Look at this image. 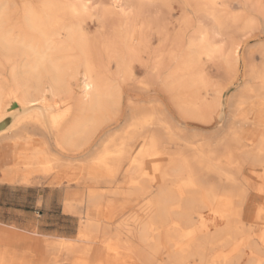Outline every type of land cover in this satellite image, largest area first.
<instances>
[{
    "label": "bare ground",
    "instance_id": "6f19581e",
    "mask_svg": "<svg viewBox=\"0 0 264 264\" xmlns=\"http://www.w3.org/2000/svg\"><path fill=\"white\" fill-rule=\"evenodd\" d=\"M128 1L0 0V65L15 81L8 91L0 85V150L12 141L15 161L17 146L39 132L55 169L50 183L85 187V246L68 264H264V232L256 235L264 229V0H182L180 18L161 26L172 50L164 76L154 67L159 85L138 77L148 69V24ZM238 32L256 41L244 54ZM202 54H219L234 76L226 86L208 82L195 64ZM147 92L157 104H145ZM102 131L86 159L69 158ZM7 168L8 180L27 183L21 166ZM109 194L148 200L118 223L117 203L102 204ZM0 238L34 240L2 230ZM58 244L70 253L79 245Z\"/></svg>",
    "mask_w": 264,
    "mask_h": 264
},
{
    "label": "rangeland",
    "instance_id": "374dc122",
    "mask_svg": "<svg viewBox=\"0 0 264 264\" xmlns=\"http://www.w3.org/2000/svg\"><path fill=\"white\" fill-rule=\"evenodd\" d=\"M108 1L109 0H107V2ZM128 2L131 6H135L141 11V16H140L141 19L145 20V22L148 24L145 29L147 40L145 42V45L143 44V49L141 52L143 57L142 60L147 64L148 69L147 71L140 72L138 77L140 79L145 78L146 82L151 81L152 84L159 85L160 80L158 78L155 79L157 76L154 75L155 73L153 72V70L156 67L160 66L159 68L160 75L164 76L167 73V68H166L167 59L170 51L172 50L171 42L165 39L166 37L161 26H163L162 23L166 20L167 21L170 20L171 22L173 21L176 22V20L180 18L181 16L180 14L182 13L181 7L183 2L182 0H129ZM236 11L238 12L240 11V9H236ZM174 31L175 30L173 29L169 30L170 34H173ZM237 36L240 39H242L245 43L243 44L241 49L242 54L246 53L247 49L250 46L254 45L256 42L255 40L251 39L252 36L251 32L245 35L243 32H238ZM1 52L2 51L0 49V53ZM195 64L198 66V68H202L203 70L205 69L204 71L206 73L207 80L214 88H222L226 86L234 77L232 72L229 73L230 75L228 74V72H226V67L221 62L219 54H216V56L211 60L207 55L202 54L200 59L195 57ZM10 68L11 66L5 65L3 63L2 65H0V74H1L0 85L2 86L4 91H8L9 89L15 87L14 77H12L13 73ZM240 68L244 72L245 66L243 62L240 64ZM148 72L149 74L152 72L154 78L153 75L151 74H150L151 77L147 76ZM242 82L243 81L240 80L239 82H237V84H241ZM73 87L74 89H76L77 85L73 84ZM145 98H147L148 100L145 103L146 105L151 106L152 104L153 105L157 104L151 102L154 101L152 94L147 92ZM48 99H51V96L49 94H48ZM176 118L178 119V116H176ZM195 124L196 126L194 127ZM199 124L202 123L194 122L193 125H191L190 127L192 128L193 131L203 132L202 129H198L200 128L198 126ZM103 134H104L103 131L99 132V134L95 137V140L91 146L83 149L81 151L82 153L81 152L77 154L72 153V155H70L69 158H71L75 162H80L86 159L88 157L89 152H91L94 149H97L98 145L101 144V141L105 139V136ZM8 143L9 145L7 146L6 149L1 148L0 150V172L5 173L2 175V178L4 176V178L7 181H10L8 180V178L9 176H11L10 174L11 172L8 173L7 167L8 166L13 167L14 165H16V167L18 166V168H20L21 166V168L19 169L21 172L25 170L24 172L28 173L26 177L30 182L28 181L27 183L15 182L21 184H9L0 181V184H9L13 186L28 188V193H29L28 200L31 201L29 204L30 206L35 205L36 200L38 199L41 200L43 195H45L46 197H50L51 225L46 226V229L51 231H47L46 233H43V231H40V229H38L37 227L21 230L19 229V227H17L14 224H7V225L0 224V226L2 227L23 232L25 233V235L27 234L28 236L34 239L32 242L29 243L27 242L23 244H12V243L10 244L7 243L6 241L0 240V264H68V262L72 261L74 258H76L77 256L81 255V253H83L85 246V242L79 239V233L81 231L84 222L86 221L84 218V216L86 215L85 212L87 209H89L85 201L82 199V197L79 196L81 192L85 189V187L75 186L69 188L66 187L65 185H53L50 183V181L53 178L52 173H54L53 171H55V169L53 170L54 165L50 160V155H49L50 153L45 151L47 148L39 132L34 135V139L31 140L30 142L29 141L21 142V144L17 146L18 148L16 147L17 151L15 155L17 158L15 161L10 159V154H9L10 153L9 151L13 147V143L12 141H9ZM52 151L54 153L60 154V152H58L57 150H52ZM61 155L65 156L66 154L65 155L61 154ZM6 171L10 175H8ZM22 184H26V185L36 184V185L25 186ZM70 192L73 193L69 195L68 201L71 203L72 207L66 208L65 207L66 197ZM12 197H14L13 198L15 199L14 201L17 202L20 196L18 192H16ZM147 200L148 198L135 200L134 197L128 198L125 196H118L117 198H115L113 195L109 194V196H106L104 199H102V204H111V205L113 204L115 206V204L117 203L116 204L117 209L115 210L116 212L117 211L119 212L118 215L119 217L117 216L118 218L117 222L121 223L123 221H127L131 217V215L135 214L136 212L138 214L139 213L141 214L143 205ZM36 205L40 206V203ZM36 205H35V210H38V206ZM91 213H92L91 215H95L96 210H91ZM112 214L113 213H111V215ZM38 216L39 214L36 213L37 218ZM113 222H115V220L108 216L106 217V221L104 223L112 225V228H114L115 231V224H113ZM121 227L123 226L121 225ZM263 232L264 229L259 230L256 232V235L260 236V234ZM114 234H116V232L107 233V235H111V236H113ZM61 236L69 237L68 240H72V242H76L79 244L74 252L70 253L67 252L66 249L61 248V246L58 244V242L61 240L58 237ZM120 237L124 239V241L128 238L125 232L120 233ZM43 239H45L46 241ZM44 242L47 245L44 246ZM46 242H48L49 244ZM97 244H99L100 246L101 245L105 246L104 243L98 242ZM228 249L229 248L225 247V250ZM191 262L192 261H189V264H193Z\"/></svg>",
    "mask_w": 264,
    "mask_h": 264
},
{
    "label": "crops",
    "instance_id": "0c3cea01",
    "mask_svg": "<svg viewBox=\"0 0 264 264\" xmlns=\"http://www.w3.org/2000/svg\"><path fill=\"white\" fill-rule=\"evenodd\" d=\"M1 178L2 176L0 175V179ZM0 181L9 184H21L6 180H0ZM9 184H0V188H1L0 189V224H4V225L14 224L17 227H19V229L21 230L37 227L38 229H40V231H43V233H46L47 231H51L46 229V226L51 225L50 197H46L45 195H43L41 200L40 199L36 200L35 205L40 203V206L36 205L38 206V210H35V205H31V206L29 205L31 201L28 200V196H29L28 188L13 186ZM22 185L32 186L36 184H30V185L22 184ZM16 192H18L20 196L17 202L14 201L15 199H13L14 197H12ZM36 213L39 214L38 218L36 217ZM0 230L10 231L13 233L25 235V233L23 232H19L14 229H9L2 226H0ZM25 236L28 235L26 234ZM58 238L68 239L69 237L61 236ZM0 240L3 239L0 238Z\"/></svg>",
    "mask_w": 264,
    "mask_h": 264
}]
</instances>
